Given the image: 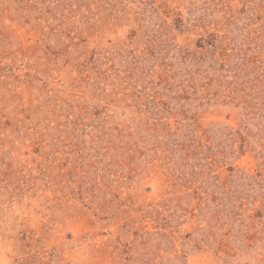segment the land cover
Masks as SVG:
<instances>
[{
	"label": "rangeland",
	"instance_id": "1",
	"mask_svg": "<svg viewBox=\"0 0 264 264\" xmlns=\"http://www.w3.org/2000/svg\"><path fill=\"white\" fill-rule=\"evenodd\" d=\"M0 264H264V0H0Z\"/></svg>",
	"mask_w": 264,
	"mask_h": 264
}]
</instances>
